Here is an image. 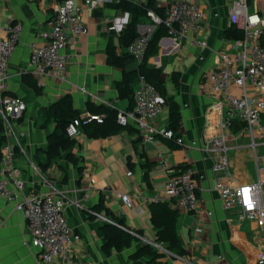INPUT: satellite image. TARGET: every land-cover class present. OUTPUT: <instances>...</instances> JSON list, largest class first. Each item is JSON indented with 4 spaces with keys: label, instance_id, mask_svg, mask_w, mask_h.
Returning <instances> with one entry per match:
<instances>
[{
    "label": "crops",
    "instance_id": "crops-1",
    "mask_svg": "<svg viewBox=\"0 0 264 264\" xmlns=\"http://www.w3.org/2000/svg\"><path fill=\"white\" fill-rule=\"evenodd\" d=\"M59 1L0 0V25L11 20L23 24L20 42L10 62L7 92L22 96L27 103L23 117L16 124L22 139L17 158L26 179L25 191H54L66 199L68 223L80 236L71 246L74 264H189L182 257L190 259L193 264H255L260 251L264 250L263 227L255 220L241 219L236 209L223 207L219 192L212 188L215 176L211 170L213 159L196 147L170 146L161 138L145 141L138 137L137 131L123 130L102 137H89L82 131L73 148L79 157V165L62 156L48 168H42L44 154L41 150L46 149L48 132L55 128L47 110L52 102L69 93L74 107L81 114L90 111L88 103L117 109L127 108L129 104L127 99L120 98L116 88L123 69L109 64L106 52L110 35L107 23L123 12L118 8L119 0H103L95 9H87L84 0H76L84 7L82 18L88 32L75 35L68 45L67 51L72 53V58L65 78L54 74L35 77L39 92L23 82V74L29 72L31 43L42 40L40 33L51 27ZM172 1L157 0V3L166 10ZM196 1L208 13L196 37L205 39L208 47L197 46L189 40L178 45L170 36H165L160 39L157 52L148 59L150 64L162 68L167 92L180 106L181 136L185 143L198 140L202 135L208 138L218 133L220 114L214 103L219 95L208 88L204 74L214 67L215 51H236L239 47V36L230 19L233 0ZM248 9L264 14V0H248ZM151 25V17L142 18L139 32ZM0 35H4L2 29ZM115 43L118 44L117 37ZM174 72L179 73L178 85L172 80ZM234 92L239 93V89ZM167 121L165 104L157 122L165 126ZM225 137L230 174L220 172L217 176L231 184L256 180V155L264 162V144L253 146L245 125L237 129L233 125L226 128ZM159 153L169 155L173 169L191 165L205 174L200 182L196 210L179 209L178 233L185 250L183 254L170 249L171 252L158 251L157 256L138 254V250L147 244L143 236L156 240L150 198L161 193L166 182L165 173L156 168ZM146 162L153 163L149 170L145 167ZM128 170L133 173L127 175ZM146 171L149 182L143 179ZM123 193L129 194L131 205L123 201ZM101 198L106 207L123 221V226L138 233L129 247L122 250L112 248L110 252L105 250L102 226L106 222L93 212ZM39 253V249L30 243L24 214L0 197L1 263L42 264Z\"/></svg>",
    "mask_w": 264,
    "mask_h": 264
},
{
    "label": "built area",
    "instance_id": "built-area-1",
    "mask_svg": "<svg viewBox=\"0 0 264 264\" xmlns=\"http://www.w3.org/2000/svg\"><path fill=\"white\" fill-rule=\"evenodd\" d=\"M102 1L84 0L87 9L97 8ZM83 10L84 7L76 0L58 2L51 27L40 33L42 40L34 41L30 46L28 67L34 77L54 74L65 78L67 65L72 58V53L67 51L68 45L75 35L88 32L82 18ZM148 14L152 25L126 47L134 57L136 67L144 61L151 35L162 23L176 44L189 40L197 46L208 47L205 39L196 37L208 14L200 2L173 0L163 16L153 10ZM214 15H218V12H214ZM230 19L243 31L237 41L239 47L236 51H215L214 67L204 74L208 88L219 95L214 103V108L220 114L218 133L208 138L202 135L200 139L188 143L184 142L182 136H178L175 142L181 146L191 145L210 155L213 159L211 170L215 174L212 188L219 192L223 207L236 209L241 219L255 220L264 229V162L256 155L258 178L252 182L231 184L217 176L220 172L230 174L225 129L235 121L244 123L253 146L264 144V14L249 11L248 0H233ZM129 20L130 12L123 11L108 21L107 28L119 34ZM1 29L4 35H0V118L4 140L0 147V197L12 203L14 209L26 217L30 243L39 249L42 264H74L71 246L80 236L73 232L68 223L66 199L54 191H25L26 179L17 158V151L22 149V139L16 124L23 117L27 103L22 96L7 92L10 62L20 42L23 24L11 20L0 25ZM236 88L239 93L234 92ZM133 97L132 107L118 109L117 121L121 125L135 127L138 137L145 141L174 136L171 128L157 122L164 111L165 101L158 88L144 74L138 76ZM105 117L106 113L92 111L81 114L68 123L67 134L77 137L82 132V125L93 121L102 123ZM156 168L165 173L166 182L164 190L153 195L151 201H163L187 211L196 210L200 182L205 174L191 165L179 170L173 169L169 155L165 153L158 154ZM132 173V170L127 171V175ZM121 196L127 205L132 204L129 194L123 193ZM93 212L105 222L120 225L105 214ZM123 227L138 235L134 230ZM142 238L159 252H171L162 241L145 236ZM182 259L193 264L188 258ZM255 264H264V250L260 251Z\"/></svg>",
    "mask_w": 264,
    "mask_h": 264
},
{
    "label": "trees",
    "instance_id": "trees-1",
    "mask_svg": "<svg viewBox=\"0 0 264 264\" xmlns=\"http://www.w3.org/2000/svg\"><path fill=\"white\" fill-rule=\"evenodd\" d=\"M118 8L122 11L130 12V20L124 29L119 34H116L113 31L110 32L109 42L106 48L107 62L123 69L122 78L116 81L118 94L120 98L128 100L129 104L127 108L132 107L134 103L133 94L136 81L140 73L144 74L147 79L158 88L168 108L167 127L173 130L174 136L171 138L163 137L161 139L170 146H177L175 137L182 135V114L180 106L174 97L169 95L167 92L162 68L148 62L149 57L157 52L160 39L168 36L166 26L162 23L155 28L148 43L145 59L138 67L134 64V57L126 49L127 45L140 35L138 25L140 24L142 18L149 17L148 12L150 10H153L157 14L163 16L165 14V8L159 5L157 0H146L142 2L119 0ZM234 30L240 38L243 34L242 29L234 25ZM116 37L118 38V44L115 43ZM22 77L25 84L33 88L36 92H39L37 80L30 72L24 73ZM172 80L174 84H179L178 72L173 73ZM88 109L92 112L106 113V117L102 123L93 121L81 126V130L89 137L114 135L123 130H126L129 133L136 132L135 127L131 125L124 126L117 121V108L102 104L97 105L88 103ZM47 110L49 112V116L55 123V128L48 132L46 149L41 150L44 154L42 168H48L53 161L58 160L62 156H65L69 162L79 165V157L73 152V148L76 144V137H70L67 134L66 128L70 121L80 117L81 111L74 107L72 97L69 93L62 95L60 98L52 102ZM233 126L235 129L241 128L244 126V123L242 121H235ZM43 127L46 126L43 125ZM0 134L1 147L4 140L1 118ZM18 153L19 150L17 151V154ZM152 164L153 163L151 162L145 163L147 170L151 168ZM80 168L81 167H79V169ZM148 176V171L144 172L143 179L149 182ZM94 209L97 212L104 210V214L106 216L120 223L119 225L112 222H106L102 226L105 235V250L110 252L112 248L122 250L129 247L137 236L122 226L123 221L119 220V218L108 207H106L103 198L98 201V203L94 206ZM150 211L151 222L153 229L155 230L156 240L162 241L171 251L183 254L185 250L182 247L181 237L178 233L179 209L172 207L163 201H151ZM141 253L155 254L156 256L158 255V251L149 244L144 245L138 250V254Z\"/></svg>",
    "mask_w": 264,
    "mask_h": 264
},
{
    "label": "water",
    "instance_id": "water-1",
    "mask_svg": "<svg viewBox=\"0 0 264 264\" xmlns=\"http://www.w3.org/2000/svg\"><path fill=\"white\" fill-rule=\"evenodd\" d=\"M138 30L140 31V27L138 28Z\"/></svg>",
    "mask_w": 264,
    "mask_h": 264
}]
</instances>
